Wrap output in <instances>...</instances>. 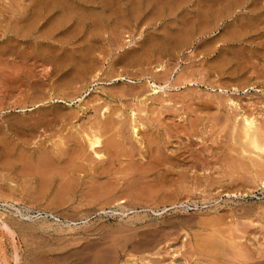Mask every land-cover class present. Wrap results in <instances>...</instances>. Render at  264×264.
Returning <instances> with one entry per match:
<instances>
[{"label": "rangeland", "instance_id": "1", "mask_svg": "<svg viewBox=\"0 0 264 264\" xmlns=\"http://www.w3.org/2000/svg\"><path fill=\"white\" fill-rule=\"evenodd\" d=\"M247 115L264 0H0V264H264Z\"/></svg>", "mask_w": 264, "mask_h": 264}, {"label": "bare ground", "instance_id": "2", "mask_svg": "<svg viewBox=\"0 0 264 264\" xmlns=\"http://www.w3.org/2000/svg\"><path fill=\"white\" fill-rule=\"evenodd\" d=\"M55 2V1H54ZM61 22V21H60ZM33 26H34V20H25V21H23L22 23H19V24H17V25H15V26H13L14 27V29H15V31L16 32H28L29 30H31L32 28H33ZM13 32V31H12ZM161 69V68H160ZM160 69H158V70H160ZM123 76V75H122ZM121 77V76H120ZM126 79V78H125ZM130 81V80H129ZM148 82H149V84H150V86H151V94H159L162 90L163 91H165V88L167 87V89H168V85H161V84H158L156 81H153V80H148ZM166 83H168V82H166ZM162 91V92H163ZM57 101H62V102H66V101H64V99L63 98H57ZM66 103H68V106L69 105H72V103L71 102H66ZM66 106V105H65ZM22 110L23 111H28V110H32V107H29V108H22ZM243 115V114H242ZM244 118H243V122H242V136L247 140V142L249 143V144H251L255 149H257V150H260L261 152L264 150V146H263V144H261L260 143V140H259V137H258V132H259V130H261V128H260V124L258 123L259 121H257V117L255 118L254 116H251V115H247V116H243ZM138 125H133V131H134V133L136 134V133H138V131H139V129H138ZM138 135V134H137ZM89 136V135H88ZM80 142V141H79ZM88 145H89V147L91 148V149H93L94 150V153L96 154V155H98V156H102V154H100L97 150H98V148L97 147H100L101 145H103V142H102V139H101V137L100 136H98L96 133H93L92 135H90L89 137H88ZM110 145H112L111 143H110ZM81 147V146H80ZM259 151V152H260ZM48 154V153H47ZM51 155H49V157H50ZM49 157H48V155H45L44 156V162H45V164L47 165V163H46V161H48V162H50V160L51 159H49ZM57 158V157H56ZM39 165V164H38ZM35 166L34 165V163H33V165H31V166H35L34 168H36V169H34V170H32V169H30V170H28L27 168H26V166L24 167V169H26V170H28L29 171V173H30V171H32L31 173H34V172H36L37 171V167L39 168V166ZM43 165H44V163H43ZM50 166H51V163H50ZM50 166H47L49 169L48 170H50L51 168H50ZM61 166V165H60ZM40 167H42V166H40ZM44 167V166H43ZM46 167V166H45ZM44 167V168H45ZM52 167V166H51ZM16 168V167H15ZM43 168V169H44ZM17 169V168H16ZM41 169V168H40ZM42 169V170H43ZM53 169H55L56 170V168H52L51 169V171L53 170ZM59 168H57V170H58ZM61 169V170H60ZM59 170L62 172V168H60ZM22 170H23V168H22ZM26 170H25V173H26ZM36 170V171H35ZM39 170V169H38ZM41 170V171H42ZM45 170V169H44ZM47 170V169H46ZM44 171L45 172V174L47 173V172H49V171ZM34 171V172H33ZM40 171V170H39ZM40 171V172H41ZM50 171V172H51ZM39 172V173H40ZM42 173H43V171H42ZM52 173V172H51ZM59 173V172H58ZM63 173V172H62ZM41 174V173H40ZM60 175V174H59ZM56 176H58V175H56ZM25 178V177H24ZM43 185V184H42ZM110 188V187H109ZM110 189H112V188H110ZM107 194V193H106ZM29 209V208H28ZM20 211V210H19ZM35 211V210H34ZM39 211V210H38ZM39 213H40V211H39ZM47 213V212H46ZM159 213V212H158ZM22 214V213H21ZM24 214V213H23ZM49 214V213H48ZM52 214V213H51ZM28 215V214H27ZM40 216V215H39ZM57 219V218H56Z\"/></svg>", "mask_w": 264, "mask_h": 264}]
</instances>
